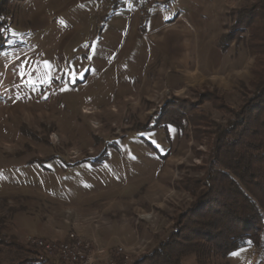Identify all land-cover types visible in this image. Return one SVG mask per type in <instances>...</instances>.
<instances>
[{"label":"rangeland","instance_id":"1","mask_svg":"<svg viewBox=\"0 0 264 264\" xmlns=\"http://www.w3.org/2000/svg\"><path fill=\"white\" fill-rule=\"evenodd\" d=\"M166 1L0 0V234L25 246L21 258L1 246L0 264H36L42 250L31 236L61 241L70 232L119 263L124 247L132 264L182 227L203 191L194 186L211 163L214 132L243 104L255 57L244 27L228 52L230 72L208 79L231 108L218 110L193 85L176 93L135 45L148 10ZM72 66L82 74L74 82L63 71ZM163 111L186 119L183 129H153ZM201 115L204 124L195 122ZM259 236L207 264H264V230ZM184 263L198 264L194 254Z\"/></svg>","mask_w":264,"mask_h":264},{"label":"trees","instance_id":"2","mask_svg":"<svg viewBox=\"0 0 264 264\" xmlns=\"http://www.w3.org/2000/svg\"><path fill=\"white\" fill-rule=\"evenodd\" d=\"M232 17L233 27L225 35L223 47L228 49L239 38L237 33L247 27V48L255 57L253 78L241 83L243 104L233 111L234 119L214 132L211 163L194 186L197 190L202 185L203 191L182 214V227L132 264H185L192 254L198 264H207L211 254L226 256L249 243H259V233L264 230V0H248ZM195 89L218 110L231 108L218 88ZM165 115L163 111L153 129L169 131L170 124L183 129L186 119L168 114L170 118L165 119ZM206 119L201 115L195 122L204 124ZM1 246L17 252L18 258L25 252L23 244L0 234V251ZM17 261L9 264L25 260Z\"/></svg>","mask_w":264,"mask_h":264},{"label":"crops","instance_id":"3","mask_svg":"<svg viewBox=\"0 0 264 264\" xmlns=\"http://www.w3.org/2000/svg\"><path fill=\"white\" fill-rule=\"evenodd\" d=\"M246 2L248 0H167L153 5L148 10L144 40L135 45L144 46L145 61L153 64L154 75L163 78V83L176 93H186L188 85L218 88L220 84L212 86L208 79L230 72L227 62L232 42L228 49L223 47L230 24L225 19L229 16L231 22L233 11ZM173 14L175 18L170 19ZM99 241L106 246L112 243V238Z\"/></svg>","mask_w":264,"mask_h":264},{"label":"built area","instance_id":"4","mask_svg":"<svg viewBox=\"0 0 264 264\" xmlns=\"http://www.w3.org/2000/svg\"><path fill=\"white\" fill-rule=\"evenodd\" d=\"M29 242L42 250L37 256L36 264H127L130 261L124 247L120 246L116 250V253L122 256L119 263L107 255L108 251L93 241L85 240L76 232H70L66 239L61 241L31 236Z\"/></svg>","mask_w":264,"mask_h":264},{"label":"snow or ice","instance_id":"5","mask_svg":"<svg viewBox=\"0 0 264 264\" xmlns=\"http://www.w3.org/2000/svg\"><path fill=\"white\" fill-rule=\"evenodd\" d=\"M85 47L87 48L88 45H85ZM93 53H94V50H93ZM86 58H91V56H87ZM43 63H44L46 66H48L49 70H51V68L54 67V66L51 64L50 61H47V60H46V61H43ZM63 71H64V75H65L66 77H68V79L71 80V81H73V82H74V80L76 79V77L82 75L78 70L75 69L74 66H72V67H67V68H65ZM21 75L23 76V75H25V73H21ZM28 75L31 76V73H28ZM26 82H27V81H26ZM32 82L35 83V81H32ZM47 82H48V83H51V77H49V79H48ZM233 255H236V253H233Z\"/></svg>","mask_w":264,"mask_h":264}]
</instances>
